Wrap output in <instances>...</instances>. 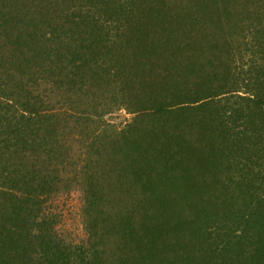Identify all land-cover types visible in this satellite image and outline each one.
<instances>
[{
	"label": "trees",
	"instance_id": "obj_1",
	"mask_svg": "<svg viewBox=\"0 0 264 264\" xmlns=\"http://www.w3.org/2000/svg\"><path fill=\"white\" fill-rule=\"evenodd\" d=\"M206 1L147 43L133 0H0V264H264V0ZM224 67L245 96L193 94ZM159 88L142 130L104 122ZM61 186L85 243L48 210Z\"/></svg>",
	"mask_w": 264,
	"mask_h": 264
},
{
	"label": "rangeland",
	"instance_id": "obj_2",
	"mask_svg": "<svg viewBox=\"0 0 264 264\" xmlns=\"http://www.w3.org/2000/svg\"><path fill=\"white\" fill-rule=\"evenodd\" d=\"M133 1H134L133 5L130 8L128 14L130 15L131 21H134L136 25L140 24L139 28L137 29L138 32L136 36L138 37L142 36L147 43H149L150 41V34L148 33L147 28H145L147 27L146 26L147 22H155L154 24L163 23L164 21L169 20V17H171L172 14L178 9L184 8L185 6L188 7L190 4H193L194 6H196V0H133ZM209 2H210L209 0L206 1L207 4H210ZM203 4H204V1H203ZM160 44H157V45L160 46ZM192 49L196 50V48H192ZM193 51L188 50L187 54H191ZM163 52L164 54L169 53L167 51H162L158 55L161 57L163 55L162 54ZM156 53H158V51H156ZM222 56H223V59L225 60L228 58L227 54H222ZM197 57H199V54ZM230 60H232V58H230ZM166 65L167 63L161 59L158 65L154 67L156 69L162 68V69H159L158 75L155 79L161 78L166 75V73L164 72V68ZM232 68L233 67L231 66V69ZM222 69L223 70H220V71L224 75L223 80H218V79L215 80V82L210 83L212 84L211 89H209L208 91H202V92H200L199 90L200 89L202 90L201 85L206 83V81L204 80L196 81L197 85H195V87H193L192 89L193 94L201 98L202 101L209 99L208 102L212 101L214 103H217L218 101L221 104H223L224 101L227 99L234 98L231 96V94L245 96L243 91H241L240 93H232L233 90H231L233 88V84L235 80L239 82L241 79L238 78L237 75L234 74V72L231 75H229L225 67ZM224 69L226 71V74L224 73ZM206 86H208V83H206ZM132 90L133 88H131V91ZM146 91L147 90H145L144 92ZM132 93L133 95H131L130 99L139 100L138 102H136L133 106L127 103L126 105L127 107L122 106L121 109H119L115 113L106 115L103 119L106 124H108L109 126H112L116 130H119L120 134H123L125 130L127 131V134L142 130L141 124L143 123H141L140 120L143 121L142 119H144L143 122H145L146 124L147 118H144V117H146L148 114L147 113L142 114L140 112L131 111L133 108L138 110V107L136 106L141 105L142 101H146V103H149V104H154V103L166 104L167 102L169 104H172L173 103L172 101H174V99L176 100L175 97L172 98L169 95L171 92L165 89H162V88H159L155 94L151 95V101L149 102L147 101V97L141 96L142 94L138 95V97L134 96L136 95V93H138L136 92V90L135 92H132ZM219 93L224 94V95L220 96V98H217V99H211V98H214ZM129 94H130V90H129ZM204 94H207V97H204ZM144 108H148V107L144 106ZM135 119L136 121H139V123L134 122ZM124 152H126L125 148H124ZM117 159L120 161H124L126 159L125 154H124V157L122 158L117 157ZM111 176L114 178V176L116 175L111 174ZM69 178H71V176ZM67 183L68 182H66V184ZM125 188L132 191V188L129 185V183H126ZM64 190H65V187L61 186L59 195H56L55 197L51 198L52 200L49 203L48 210L49 212L56 214L60 218V222L58 223V229H57L60 236L64 237L66 241L79 245L82 241H84L85 243L86 242L85 240L87 237L86 233L84 232V225L82 223V211H81L82 206L80 202L81 200L80 191L71 190L70 192L65 193ZM57 196L58 198H56ZM113 198H115V195L113 196ZM129 203L130 202L127 201V205H129Z\"/></svg>",
	"mask_w": 264,
	"mask_h": 264
}]
</instances>
